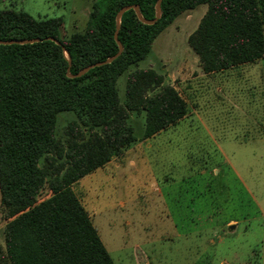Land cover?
Here are the masks:
<instances>
[{
    "label": "trees",
    "instance_id": "1",
    "mask_svg": "<svg viewBox=\"0 0 264 264\" xmlns=\"http://www.w3.org/2000/svg\"><path fill=\"white\" fill-rule=\"evenodd\" d=\"M155 0H93L84 26L60 34V17H34L0 8V204L7 221L0 264H114L88 212L71 188L86 172L107 162L136 139L174 124L185 100L161 73L138 67L153 38L178 14L205 4L186 41L204 72L222 70L264 56V0H160L159 16L140 21L131 7L119 17L122 44L109 62L68 76L117 50L115 13L136 3L147 19ZM53 36L60 41L55 43ZM120 99L116 79L129 66ZM75 119L54 134L56 114ZM130 112H143L138 135Z\"/></svg>",
    "mask_w": 264,
    "mask_h": 264
},
{
    "label": "rangeland",
    "instance_id": "2",
    "mask_svg": "<svg viewBox=\"0 0 264 264\" xmlns=\"http://www.w3.org/2000/svg\"><path fill=\"white\" fill-rule=\"evenodd\" d=\"M93 0H0V8L83 28ZM205 4L185 10L137 62L185 100L174 124L124 146L71 188L114 264H264V56L204 72L186 41ZM131 65L116 79L120 99ZM75 119L56 114L54 134ZM138 135L143 112H130ZM7 218L0 204V243Z\"/></svg>",
    "mask_w": 264,
    "mask_h": 264
},
{
    "label": "water",
    "instance_id": "3",
    "mask_svg": "<svg viewBox=\"0 0 264 264\" xmlns=\"http://www.w3.org/2000/svg\"><path fill=\"white\" fill-rule=\"evenodd\" d=\"M159 3H160V0H155V2H154V15L150 19L144 18L140 14L139 9H138V5L136 3L125 4V5L120 6L117 9L116 13H115V28H114V31H113V38H114V40H115V42L117 44V50L112 55H110V56H108V57H106V58H104L102 60H98V61H94V62L86 64L85 66L81 67L75 73H69L68 65H69L70 60H69V57H68V53L65 50V48L61 45V47H62V49H63V51H64V53H65V55L67 57V62H68V65L66 67V74L68 76H77V75L82 74L84 71H86L91 66L102 64V63H105V62H109L112 58H114L117 54H119L121 49H122V44L120 43V41L116 37L117 29H118V23H119V17H120V14L122 13V11L127 9V8H129V7H131L133 9L136 17L140 21L145 22V23H152L159 16ZM44 38L51 39L55 43L60 44V41L57 38L53 37V36L46 35ZM36 40H40V37H30V38H20V39H0V43H11V42L24 43V42H31V41H36Z\"/></svg>",
    "mask_w": 264,
    "mask_h": 264
}]
</instances>
